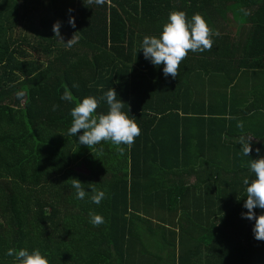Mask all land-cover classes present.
I'll use <instances>...</instances> for the list:
<instances>
[{
    "label": "trees",
    "instance_id": "16d2710c",
    "mask_svg": "<svg viewBox=\"0 0 264 264\" xmlns=\"http://www.w3.org/2000/svg\"><path fill=\"white\" fill-rule=\"evenodd\" d=\"M173 10L208 25L229 14L248 33L231 46L213 36L165 77L140 45ZM57 21L65 43L80 32L73 47L54 37ZM110 88L141 129L123 154L68 132L76 103ZM241 135L253 138L248 157ZM261 156L264 0H0V264H14L10 248L39 249L49 264H264L255 221L242 218L243 180ZM71 178L106 198L76 199ZM89 211L105 223L93 227Z\"/></svg>",
    "mask_w": 264,
    "mask_h": 264
},
{
    "label": "clouds",
    "instance_id": "9594fccd",
    "mask_svg": "<svg viewBox=\"0 0 264 264\" xmlns=\"http://www.w3.org/2000/svg\"><path fill=\"white\" fill-rule=\"evenodd\" d=\"M89 3L104 5L105 0H89ZM69 9V12H72ZM72 28L76 27L75 18L68 20ZM61 22L57 21L52 28L54 37L67 48L73 47L80 39L79 33L74 32L72 38L64 42L60 32ZM218 30H213L202 14L196 13L189 20L184 11L173 10L168 15V21L163 25L159 37L145 36L140 49L143 51L144 58L150 60L154 66L164 65L163 74L165 77L178 76L179 67L189 52L210 51L213 46V36H219ZM140 50V51H141ZM73 87H78L73 84ZM16 98L23 101L26 93L18 90ZM61 100L72 102L74 100L72 92L65 86ZM101 101H106L108 105L107 113H97ZM125 104L117 98L114 89H108L99 99L94 96H87L82 101L77 102L71 110L72 123L68 132L69 135H76L83 130V135L79 136V144L92 148L101 142H111L117 146L119 153L125 151L122 145L131 147L135 139L141 134V129L134 117H130L128 111H123ZM58 105H53V111ZM237 128L243 130V122L237 123ZM252 137L241 135L239 145L241 153L248 157L252 152ZM102 150V149H101ZM259 154L260 149L255 150ZM254 178H244L243 184L246 187V202L244 207L247 213H242V218L254 220V237L258 241H264V214L256 215L254 209L264 210V156L255 160H250L249 165ZM72 188L75 189V197L83 200L88 197L92 203L99 205L106 198V192L91 187V194L85 191L84 184L76 178L69 179ZM89 222L93 227H99L105 223L104 217L95 211H89ZM7 255L14 257V264H49L48 259L39 249L29 252L27 249L10 248Z\"/></svg>",
    "mask_w": 264,
    "mask_h": 264
},
{
    "label": "crops",
    "instance_id": "0c3cea01",
    "mask_svg": "<svg viewBox=\"0 0 264 264\" xmlns=\"http://www.w3.org/2000/svg\"><path fill=\"white\" fill-rule=\"evenodd\" d=\"M209 26L215 30H218L220 32L219 36H226L229 37V45H240L243 44L244 36H241L242 33H245L246 29H243L240 24H236L231 20V16L229 14H226L225 18H219V20L216 21V23L212 24L210 22ZM248 33V30H247ZM258 33V31H257Z\"/></svg>",
    "mask_w": 264,
    "mask_h": 264
},
{
    "label": "rangeland",
    "instance_id": "374dc122",
    "mask_svg": "<svg viewBox=\"0 0 264 264\" xmlns=\"http://www.w3.org/2000/svg\"><path fill=\"white\" fill-rule=\"evenodd\" d=\"M77 170L80 171V172H83V173L85 172V170L83 168H81V167L78 168Z\"/></svg>",
    "mask_w": 264,
    "mask_h": 264
}]
</instances>
